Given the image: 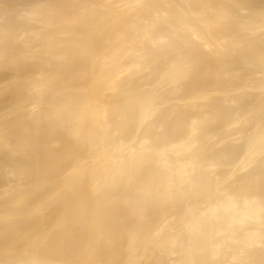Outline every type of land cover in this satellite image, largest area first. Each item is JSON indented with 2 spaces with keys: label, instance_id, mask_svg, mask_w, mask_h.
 I'll return each instance as SVG.
<instances>
[{
  "label": "bare ground",
  "instance_id": "6f19581e",
  "mask_svg": "<svg viewBox=\"0 0 264 264\" xmlns=\"http://www.w3.org/2000/svg\"><path fill=\"white\" fill-rule=\"evenodd\" d=\"M0 264H264V0H0Z\"/></svg>",
  "mask_w": 264,
  "mask_h": 264
}]
</instances>
